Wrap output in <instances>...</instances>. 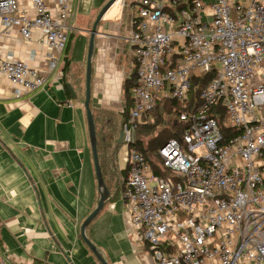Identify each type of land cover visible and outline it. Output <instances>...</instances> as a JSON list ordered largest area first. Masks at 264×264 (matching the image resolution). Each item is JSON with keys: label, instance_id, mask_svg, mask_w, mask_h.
Segmentation results:
<instances>
[{"label": "built area", "instance_id": "2783aa9c", "mask_svg": "<svg viewBox=\"0 0 264 264\" xmlns=\"http://www.w3.org/2000/svg\"><path fill=\"white\" fill-rule=\"evenodd\" d=\"M0 0L3 35L21 41L42 32L49 67L57 66L73 25V0ZM127 11L137 82L124 122L129 167L124 200L153 264H264V0H118ZM3 74L21 97L46 84L12 53ZM214 73L199 104L182 110L186 125L158 150L157 176L135 144L142 116L159 100L189 102L194 78ZM225 110L224 132L215 117ZM202 151V152H201ZM0 264H9L0 257Z\"/></svg>", "mask_w": 264, "mask_h": 264}, {"label": "crops", "instance_id": "0c3cea01", "mask_svg": "<svg viewBox=\"0 0 264 264\" xmlns=\"http://www.w3.org/2000/svg\"><path fill=\"white\" fill-rule=\"evenodd\" d=\"M107 1L73 0V31L78 23L82 25L79 55L70 56L67 44L53 69L40 30H34L29 42L21 41L17 26L0 38V58L12 53L46 78L44 87L17 97L0 65V257L9 264H102L81 233L100 198L84 106L83 62L90 30ZM18 2L32 18L31 1ZM49 4L56 11L55 1ZM130 33L129 14L124 10L113 16L109 9L98 23L91 76L94 114L115 107L122 111L123 85L135 69ZM114 163V179L106 177L112 198L85 234L109 264H153L124 200L127 175L121 171L126 165Z\"/></svg>", "mask_w": 264, "mask_h": 264}, {"label": "trees", "instance_id": "16d2710c", "mask_svg": "<svg viewBox=\"0 0 264 264\" xmlns=\"http://www.w3.org/2000/svg\"><path fill=\"white\" fill-rule=\"evenodd\" d=\"M64 69L65 70L68 69V61H66ZM214 75H215L214 73H210L209 75H206L202 78H194L193 83H192V89L190 91V100L188 103L165 98V99L159 100L155 108L151 112L144 114L142 118L140 119V122L138 123V128L135 133L136 140H135L134 146H136L139 150L145 153L146 158L152 165V168L154 169L155 174L157 176L166 174L165 172H162L159 167V157H158L159 148L171 138L178 137L182 133L186 125L178 120V116L180 112L188 108L190 104L200 103V99H199L200 93L202 89L212 80ZM136 82H137V74H136V68H135L133 73L125 80L124 85H123L124 96H123L122 111L120 113L122 114L123 124L126 121L127 116L129 114L130 107L132 106L134 102L132 94H131V89L136 84ZM101 114L111 115L112 113L111 111H108V110H101ZM224 114H225V110L222 107L216 108L214 111V115L215 117L219 118L220 125L223 126L224 132H228L229 134H234L236 131L230 128L227 129L224 126L223 124ZM111 116L110 117L106 116V119L108 120V122H106V124L103 125L100 130H104L105 128L109 127L110 123L111 124L116 123V119ZM94 117H95V122L97 126V123L99 122V117H103V116L101 115L98 117V115L94 114ZM166 117H173L174 119L167 120ZM100 130H97L98 151H99L100 163H101V167H102L105 180L107 177L108 180L111 181L112 179H114V176L116 175V172H117V170H115L114 168L115 167L114 162H115V153L117 151L116 146L117 144L119 145L118 143L119 131L112 133L111 135L107 137L105 134H102ZM140 133L143 135L150 136V140L148 141V143L146 144L144 143L143 139L140 138L139 136ZM107 138L112 141L110 145L111 146L110 153L106 152ZM150 149L155 151V158L151 157ZM128 170H129V167L126 164V167L122 169L121 173L128 175ZM126 180L124 182V185H126ZM111 198L112 197H109L108 200H110ZM113 198H115V196H113Z\"/></svg>", "mask_w": 264, "mask_h": 264}, {"label": "water", "instance_id": "95a60500", "mask_svg": "<svg viewBox=\"0 0 264 264\" xmlns=\"http://www.w3.org/2000/svg\"><path fill=\"white\" fill-rule=\"evenodd\" d=\"M118 0H109L101 9L99 12L91 30H90V42H89V48H88V56H87V67H86V97L84 101V106L87 113V121H88V128H89V134H90V142H91V148H92V154L94 159V166L99 186V192H100V198L97 203L96 208L89 214V216L84 220L82 227H81V233L83 236V239L88 244V246L91 248V250L94 252L96 257L100 260L102 264H109L107 260L104 258V256L101 254V252L98 250V248L91 242V240L86 236L85 231L89 223L93 220V218L103 209L105 206L106 201L110 197V188L108 187L106 180L103 175L101 163H100V157H99V151H98V136H97V126L95 122V117L93 110L91 108V76H92V57L94 53V47H95V37L97 33V26L104 14L111 8L112 5H114ZM67 86L73 96H77L76 92L74 91V88L71 83H67ZM123 130L119 131V138L118 143H122L123 141Z\"/></svg>", "mask_w": 264, "mask_h": 264}, {"label": "rangeland", "instance_id": "374dc122", "mask_svg": "<svg viewBox=\"0 0 264 264\" xmlns=\"http://www.w3.org/2000/svg\"><path fill=\"white\" fill-rule=\"evenodd\" d=\"M121 10H122V7H121L120 3H116V4L112 5L111 8H110L111 14L113 16L114 15H118L121 12ZM76 26L77 27L75 28V30L73 31V29H72V31L70 32V37H69L70 39L68 41V47H67L69 49V51H70V53H69L70 56H73V58H76L79 55V46H80V42H81L80 32H79L78 29H81L82 25L80 23H78ZM87 54H88V52H87ZM86 59H87V57H86ZM86 59L84 60L85 62H83V64L86 65L85 66V76H86V67H87ZM106 110H108V109H106ZM111 113H112L111 114L112 116L110 114L104 115V114H101V110H99L98 114H96V115H98V117L101 116V115L104 117V118L103 117H99V122L97 123V130H100L101 127L103 125H105L106 122H108V120L106 119V116L107 117L111 116V117L116 119V123H114V124L110 123L109 127L105 128L104 130H100L101 133L105 134L107 137L109 135H111L112 133L120 131L121 127L123 125V121H122L123 118H122V114H120L121 113L120 107L113 108ZM166 119L167 120H173L174 118L173 117H166ZM139 136H140V138L143 139L145 144L148 143V141L150 140V136L149 135L147 136V135H143V134L140 133ZM111 142L112 141L107 138V142H106V152L107 153H110ZM116 147H117V151L115 153V161H116L118 166H120L121 168H124L125 165H126L125 157H126V153L128 152V147L124 143H120L119 145L117 144ZM111 155H112V153H111ZM150 155H151L152 158H155V151L150 149Z\"/></svg>", "mask_w": 264, "mask_h": 264}]
</instances>
